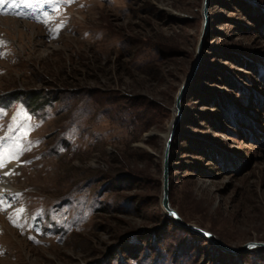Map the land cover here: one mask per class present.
Returning a JSON list of instances; mask_svg holds the SVG:
<instances>
[{
	"label": "rangeland",
	"instance_id": "374dc122",
	"mask_svg": "<svg viewBox=\"0 0 264 264\" xmlns=\"http://www.w3.org/2000/svg\"><path fill=\"white\" fill-rule=\"evenodd\" d=\"M203 1L0 3V264H264L162 206ZM209 16L170 203L241 249L264 243V0H210Z\"/></svg>",
	"mask_w": 264,
	"mask_h": 264
},
{
	"label": "water",
	"instance_id": "95a60500",
	"mask_svg": "<svg viewBox=\"0 0 264 264\" xmlns=\"http://www.w3.org/2000/svg\"><path fill=\"white\" fill-rule=\"evenodd\" d=\"M209 10H210V0H204L203 1V7H202V17H203V34H202V41L198 47L197 52V60L194 63L193 69L191 74L189 75L188 79L182 85V87L179 90V93L176 98V112L177 116L174 122L172 123V131L170 135L167 138L166 147H165V153H164V167H163V191H162V206L164 208L165 214L168 218L172 219L176 225L179 227L187 230L188 232L197 235L199 237H202L211 243H213L216 247H218L223 252L230 254V255H238L241 253H249L253 251H257V255L264 252V243L259 242H251L245 245L241 249H235L227 246L222 241H220L214 234L211 232H208L205 229H202L200 227L190 225L184 222L182 217L178 214V212L172 208L170 203V191H171V173L173 170V167L171 166L172 163V149L174 146V141L176 137V129L178 124L180 123L182 119V101L186 93L188 92L189 85L193 82V79L195 75L198 73L200 69L201 60L203 57V41L205 40L207 33L210 28V16H209Z\"/></svg>",
	"mask_w": 264,
	"mask_h": 264
},
{
	"label": "trees",
	"instance_id": "16d2710c",
	"mask_svg": "<svg viewBox=\"0 0 264 264\" xmlns=\"http://www.w3.org/2000/svg\"><path fill=\"white\" fill-rule=\"evenodd\" d=\"M41 95H31L30 97V102L33 104V103H37L38 99L40 98Z\"/></svg>",
	"mask_w": 264,
	"mask_h": 264
},
{
	"label": "snow or ice",
	"instance_id": "6c2138e0",
	"mask_svg": "<svg viewBox=\"0 0 264 264\" xmlns=\"http://www.w3.org/2000/svg\"><path fill=\"white\" fill-rule=\"evenodd\" d=\"M2 2H3V0H0V3H2ZM3 165H4V162L2 159H0V167H3Z\"/></svg>",
	"mask_w": 264,
	"mask_h": 264
},
{
	"label": "bare ground",
	"instance_id": "6f19581e",
	"mask_svg": "<svg viewBox=\"0 0 264 264\" xmlns=\"http://www.w3.org/2000/svg\"><path fill=\"white\" fill-rule=\"evenodd\" d=\"M8 2V1H7ZM6 4V3H5ZM9 4V3H8ZM171 131H172V127H171ZM171 131H170V133H171ZM170 135V134H169ZM5 176V175H4ZM2 179V178H1ZM3 185V184H2ZM6 187H7V185H6ZM2 201V200H1Z\"/></svg>",
	"mask_w": 264,
	"mask_h": 264
}]
</instances>
